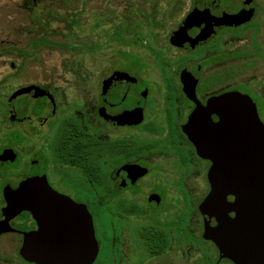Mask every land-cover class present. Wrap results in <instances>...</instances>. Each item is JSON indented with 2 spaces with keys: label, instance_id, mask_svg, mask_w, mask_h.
I'll list each match as a JSON object with an SVG mask.
<instances>
[{
  "label": "flooded vegetation",
  "instance_id": "flooded-vegetation-1",
  "mask_svg": "<svg viewBox=\"0 0 264 264\" xmlns=\"http://www.w3.org/2000/svg\"><path fill=\"white\" fill-rule=\"evenodd\" d=\"M84 2L65 14L80 34L94 30L77 46L50 27L57 14L39 9L41 0H18L13 12L0 13V63L13 70L12 55L37 47L93 54L90 65L49 62L41 81L5 96L0 264H39L50 255L46 240L57 236L79 241L74 214L45 224L40 213L28 220L7 208L4 187L17 189L36 160L51 189L90 214V264H234L204 237L200 204L210 191L211 161L197 153L185 126L230 91L247 95L264 124V0H152L153 20L125 12L117 29L104 27L111 8L85 22ZM137 20L148 28H137Z\"/></svg>",
  "mask_w": 264,
  "mask_h": 264
},
{
  "label": "water",
  "instance_id": "water-1",
  "mask_svg": "<svg viewBox=\"0 0 264 264\" xmlns=\"http://www.w3.org/2000/svg\"><path fill=\"white\" fill-rule=\"evenodd\" d=\"M212 113L218 116L216 122ZM185 131L197 153L211 161L210 191L200 204L204 237L215 244L220 257L234 264H264V124L253 101L237 91L214 97L191 115ZM3 196L11 213L28 220L40 213L45 224L59 225L75 215L78 243L58 241L61 236L51 243L46 240L50 255L37 263L92 262L96 244L90 214L51 189L41 161L34 162L17 189L5 186Z\"/></svg>",
  "mask_w": 264,
  "mask_h": 264
},
{
  "label": "rangeland",
  "instance_id": "rangeland-1",
  "mask_svg": "<svg viewBox=\"0 0 264 264\" xmlns=\"http://www.w3.org/2000/svg\"><path fill=\"white\" fill-rule=\"evenodd\" d=\"M16 1L18 0H0V6L2 5L4 8H0V13L13 12L12 7L15 5ZM20 3H22V1ZM45 5L51 6L54 12L57 14V20L51 21L49 24L50 27L60 32L61 34L68 35V38H66V40L71 45L77 46V44H79L78 39H80L81 35L92 36L94 30L90 31V26L87 27L88 30L85 29L82 34H80L81 32L78 30L75 17H73V21L65 20V16L67 14H75L79 12V8L82 5V0H41L39 9H42V7H44ZM83 6L85 9V22H87L88 17L91 18L93 13L98 14L104 9L111 8L112 13H110L112 16H108L109 19H107L110 24L104 27L107 28L109 26L110 28L115 29H117L116 26H119V23L123 22V20L126 19V17L129 15L131 17L140 19L139 15L141 14V18H145L147 22H150L149 20L152 19L151 13L156 12L155 6H153L152 4V0H85ZM125 12L127 13V16H125L124 18L122 14ZM144 14H147L146 17L142 16ZM142 22L143 21L140 20L136 21L137 28H143V30H146L148 27L147 25H144V23L142 24ZM156 22L160 21L158 20ZM134 24L135 23H133L132 25ZM36 28L38 29L39 27L37 26ZM91 39L92 37L89 38L87 43H90ZM117 47L118 45L115 44V49H117ZM22 55L23 54L17 56L14 54L11 56V60H15V62L17 63V67L15 70L9 68L8 65H2L0 63V110H4L5 108V96L10 95L15 88L34 80L41 81L44 75L47 74V64L49 62L68 59L70 61H84L86 64L90 65V63L93 61V54L89 51H86V49L75 51L74 49H66L60 47H54L50 49L49 47L39 49L37 47L36 51L34 50L26 55ZM5 125L6 124H3V126Z\"/></svg>",
  "mask_w": 264,
  "mask_h": 264
}]
</instances>
